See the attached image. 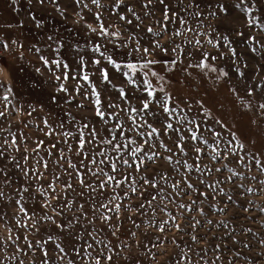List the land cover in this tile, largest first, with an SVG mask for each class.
Masks as SVG:
<instances>
[{"label":"snow or ice","instance_id":"obj_1","mask_svg":"<svg viewBox=\"0 0 264 264\" xmlns=\"http://www.w3.org/2000/svg\"><path fill=\"white\" fill-rule=\"evenodd\" d=\"M33 2L28 0L29 5ZM35 4L42 9L52 5L62 20H67L71 8L89 39L83 46H72L78 56L76 71L61 58L38 57L54 84L48 94L51 105L63 112L62 118L50 122L49 113L32 125L47 140L30 139L23 130L12 131L11 125L0 127V229L7 230L0 251L14 246L23 256L39 252V264H114L117 256L140 264L139 255L123 253L141 247L137 232L141 230L148 237L142 254L156 264L153 249L167 255L165 241L179 249L170 264H249L244 250L250 242L239 237L251 234L262 246L264 237L251 227L240 226L237 232L233 225L241 215L251 220L253 209L264 217V206L249 195L264 196V179L258 178L264 176V146L253 150L256 142L244 127L230 124L223 112L215 114V103L210 107L201 98L178 95L172 85L173 77L183 84L193 71L202 78L215 73L214 85L223 81L243 109L252 111L250 98L264 96L260 65L251 80L244 71L248 60H264V40L252 35L258 30L264 36L257 0H66L64 4L35 0ZM241 17L244 23L236 27L234 22ZM28 18L37 30H46L42 17ZM23 25L21 21L17 27ZM46 39V47L59 57L64 42L54 35ZM241 42L249 45L242 51L235 46ZM23 47L17 40H0V52ZM30 50L41 52L35 45ZM17 58L23 59L22 51ZM225 59L231 62L236 83L229 71L212 63ZM89 65L95 69L92 74ZM97 80L115 98L103 95ZM15 95L11 83L0 80L4 104L0 118L20 113ZM73 105L90 110L92 118L78 119ZM43 107L29 105L25 114L31 117ZM256 114L264 117V102L256 105ZM253 170L256 174L249 177ZM245 181H256L259 187ZM9 207L14 209L11 213L6 211ZM233 209L238 211L229 217ZM217 214L220 218L214 220ZM125 223L130 227L124 228ZM202 228L207 233L201 234ZM177 232L187 241L178 239ZM208 233L221 241L210 246L211 261L206 258L209 248H193L207 242ZM225 237L233 245L226 261L221 251ZM7 259L25 264L15 254Z\"/></svg>","mask_w":264,"mask_h":264},{"label":"rangeland","instance_id":"obj_2","mask_svg":"<svg viewBox=\"0 0 264 264\" xmlns=\"http://www.w3.org/2000/svg\"><path fill=\"white\" fill-rule=\"evenodd\" d=\"M104 2L107 3L109 0H104ZM132 2L134 3L135 0H132ZM61 3H66V0H61ZM257 7L262 9V12L258 13V15L264 16V0H257ZM30 14H36L38 18L42 17L46 30H37L34 27V24L28 18ZM66 15L68 17L67 20H62L52 5H46L45 8L42 9L35 4V0L32 5H29L28 0H18L16 5H13L11 0H0V40H7L9 43H11L12 40H17L19 43L24 45L23 49L16 48L12 52H0V64H3L4 66V71L0 72V80H7L11 83L16 94L14 103L21 109L19 114L12 112L7 119L0 118V127L7 128L9 125H11L12 131H17L18 129L23 130L30 139L39 136L40 138L47 140L48 138L43 136V134L39 131V128H33L32 125L39 123L40 118L48 115L49 113H51L49 116L50 122L57 118L63 117V112L61 109L59 107L54 109L48 98V94L53 92L54 84L50 79L51 74L46 68L43 67L38 57L39 55H45L49 59L61 58L71 65L73 71L77 70L78 56L74 51H72V46L77 43L82 46L85 45L89 37L82 26L83 21H81L79 24L76 23L78 17H74L73 10L71 8H69ZM85 16L89 17V22H91L90 14L87 13V11H85ZM105 16V23L107 24L109 22L107 19V13H105ZM21 21L24 22L23 27H17ZM146 23H148V21H146ZM234 23L236 27H241L244 23V20L241 17ZM10 25L11 27H9ZM47 35H54L64 42L65 47L61 49L59 57H56L51 49L46 47V45L49 43L46 39ZM252 35L264 40V36H261L258 30H253ZM33 45L41 49L39 54H37L34 50H30L32 49ZM235 46L238 48V50L242 51L249 45L241 42L239 45ZM20 51L23 52V59L17 58V54ZM209 51L215 52V50L210 46ZM85 54L90 55L87 48H85ZM244 58L248 59L247 56ZM212 63H214L217 67L223 66L225 70L229 71L230 75H232L233 83H236V76L234 75L230 66V61L225 59L213 61ZM248 63L249 67L244 69V71L247 73V76L250 78V80L253 78V73L257 64H259L261 67L260 77H264V60L251 59L248 60ZM37 67L41 68V72H36ZM20 69L23 70L20 71ZM89 69L90 74L95 72V69L92 65H89ZM118 75L119 74H117V77ZM215 76V73H209L208 78H202L196 74V71H193L194 78L189 77L183 84L176 83V77H173L172 87L178 95L187 96L190 98H201L210 107H212L215 103V107L213 109L215 114L219 115L221 112H223L225 114L224 118H226L230 124H235L237 128H240L241 126L244 127L250 139L256 142L255 148L253 150L264 146V117L256 114V105L258 103L264 102V96L257 94L250 98L252 100L253 110L249 112L246 109H243V106L239 104L238 101H236L235 97L231 96V94L228 92V86L223 81L214 85L213 81L215 80ZM260 77H254V79L259 80ZM92 78L96 80L95 75ZM180 79H183V77H180ZM114 82L120 84L121 80L116 78L114 79ZM97 85L102 90L103 95H112L113 98H115L114 92L103 91L105 86L99 84L98 80ZM71 86L72 81H69L68 87L71 88ZM77 100H79V97H77ZM84 103L87 104V101H84ZM41 104L44 105L43 111L33 113L31 117L25 114L28 110H30L29 105H35L37 109H40ZM221 105H223V107H221ZM3 109L4 104L0 102V110ZM72 111L78 119L81 116H87L89 119L92 118L90 110H77L73 105ZM241 111H244L246 114L243 116L240 115ZM253 120H255L254 124L251 123ZM21 121L28 122L29 126L25 128L23 123H20ZM2 138L3 137L0 136V139ZM165 167H167V165H165ZM254 174H256L255 170H253L251 173H248L249 177ZM258 178L264 179V176H260ZM245 182L250 183L251 186L257 188L259 187L256 181ZM5 191L11 193L12 189L5 188ZM249 195L257 205L264 206V196L260 195L258 192ZM240 199H243V197H240ZM13 210L14 209L11 207L6 209V211L9 213H11ZM236 211L238 210L233 209V212L229 213V217H232ZM251 216L252 219L247 220L243 218V215H241V218L233 225L236 227V231H241L240 226L251 227L254 232L259 234V236L264 237V217L258 216L255 209L252 210ZM219 218L220 217L218 214L213 216L214 220ZM146 222L147 221L145 220V223ZM128 227H130V225L125 223L124 228ZM207 231L208 230L206 228H202L201 234L207 233ZM137 232L141 247L134 248L131 250V252L126 250L123 255H139L140 264H156V261H150L149 257L143 256L142 245L147 242L148 237L142 235L141 230H137ZM213 235V233H208L207 242H201L199 245H193L194 251H199L202 248H209V251L206 254V258L209 261L214 259V254L210 250V246L221 243L220 240L213 239ZM215 235H219V233L217 232ZM175 236L178 239L184 241H187L188 239L186 236L181 237L180 233L178 232L175 233ZM6 237L7 230L0 229V239H6ZM121 238L126 239L127 237L122 235ZM239 238L250 242L249 249L244 250L246 255L249 257V264H264V246L257 242L258 237L246 233ZM224 241L225 244L221 251L226 261L231 257V252L229 249L232 248L233 245L227 237L224 238ZM129 242L131 243V241ZM113 243L115 244L116 241L113 240ZM21 246H23V244ZM163 248L167 249V255H162L161 250L153 249V251L157 253L159 264H170L171 259L177 255L179 249L176 247V245L167 241L163 242ZM13 254L17 255L19 259H23L25 264H33V262L39 264V260L41 259L39 252H36L35 254L29 253L28 256H23L20 253H16L15 247L12 246L8 247L4 251H0V260H3L4 264H19V260L12 261L7 259V257L12 256ZM72 258L74 260H78V258L74 255ZM194 259L196 258L194 257ZM78 264H80L79 261ZM114 264H135V261H126L122 257L117 256L114 257ZM240 264H244V262L241 261Z\"/></svg>","mask_w":264,"mask_h":264}]
</instances>
